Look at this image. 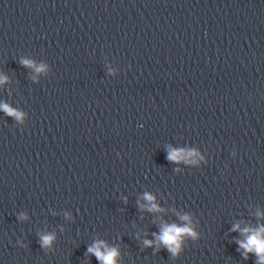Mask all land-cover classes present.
Here are the masks:
<instances>
[{
  "label": "water",
  "instance_id": "95a60500",
  "mask_svg": "<svg viewBox=\"0 0 264 264\" xmlns=\"http://www.w3.org/2000/svg\"><path fill=\"white\" fill-rule=\"evenodd\" d=\"M0 75V264H256L232 229L264 225V0H0ZM182 215L179 255L145 246Z\"/></svg>",
  "mask_w": 264,
  "mask_h": 264
},
{
  "label": "clouds",
  "instance_id": "9594fccd",
  "mask_svg": "<svg viewBox=\"0 0 264 264\" xmlns=\"http://www.w3.org/2000/svg\"><path fill=\"white\" fill-rule=\"evenodd\" d=\"M21 63L24 66L31 67L37 73H44L47 71L45 65H35L30 60H22ZM7 83V78L0 75V84ZM0 110L6 115L14 117L17 121L23 122L24 114L14 110L7 104H0ZM169 162L172 163H184L187 165H197L204 160V157L196 150L185 149H169L167 157ZM143 200L146 204H139V207L148 212H161L163 209L159 208L155 198L145 193ZM260 214L257 213V216ZM26 219V217H22ZM181 221L185 223L183 225L165 224L161 227L160 233L155 235V245L152 241L145 240V246H155L157 248L163 245L174 256L179 255L182 246V238L185 236L196 238L197 234L193 230L191 218L188 215H182L179 217ZM232 231H240L243 236V240H238L236 243L239 248L243 250L244 259H248V254H254L257 257L256 264H264V225H260L256 228H241L239 224L234 225ZM53 235H43L40 237L42 247H50L54 241ZM88 253L94 255L100 264H118L119 252L114 247H109L103 241H97L93 246L87 249Z\"/></svg>",
  "mask_w": 264,
  "mask_h": 264
}]
</instances>
